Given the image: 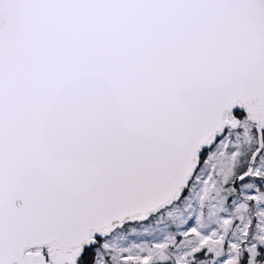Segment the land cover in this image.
Instances as JSON below:
<instances>
[{
  "label": "snow or ice",
  "instance_id": "1",
  "mask_svg": "<svg viewBox=\"0 0 264 264\" xmlns=\"http://www.w3.org/2000/svg\"><path fill=\"white\" fill-rule=\"evenodd\" d=\"M0 264H264V0H0Z\"/></svg>",
  "mask_w": 264,
  "mask_h": 264
}]
</instances>
